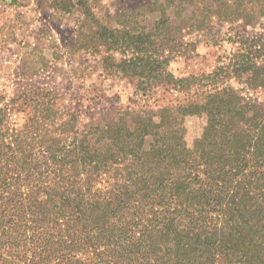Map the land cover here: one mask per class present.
<instances>
[{
	"label": "trees",
	"instance_id": "trees-1",
	"mask_svg": "<svg viewBox=\"0 0 264 264\" xmlns=\"http://www.w3.org/2000/svg\"><path fill=\"white\" fill-rule=\"evenodd\" d=\"M152 1L156 29L170 16L204 35L213 20L264 22V0ZM53 5L92 16L87 0ZM95 40L139 42L137 50L153 42L104 26ZM257 47L230 65L248 90L264 88V41ZM55 99L47 90L26 96V117L14 125L15 99L0 106V264H264L262 104L227 86L201 104L81 129ZM190 117L205 124L188 144Z\"/></svg>",
	"mask_w": 264,
	"mask_h": 264
},
{
	"label": "rangeland",
	"instance_id": "rangeland-1",
	"mask_svg": "<svg viewBox=\"0 0 264 264\" xmlns=\"http://www.w3.org/2000/svg\"><path fill=\"white\" fill-rule=\"evenodd\" d=\"M87 1L93 17L56 8L55 0H0V106L15 99L10 124L26 117L22 99L43 90L56 95L59 108L79 115L81 129L119 114L130 123L145 112L201 104L208 92L227 86L264 107V88L248 90L230 73L237 54L256 56L257 42L264 41L263 21L238 27L213 20L207 27L211 35L205 36L173 16L156 29L160 13L152 0ZM102 26L130 36L150 34L153 42H141L138 50L139 42L122 47L98 42L95 34ZM146 67L153 70L149 77L139 74ZM204 124L202 117L185 119L188 144Z\"/></svg>",
	"mask_w": 264,
	"mask_h": 264
}]
</instances>
